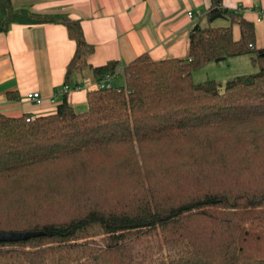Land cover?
<instances>
[{
  "label": "trees",
  "instance_id": "16d2710c",
  "mask_svg": "<svg viewBox=\"0 0 264 264\" xmlns=\"http://www.w3.org/2000/svg\"><path fill=\"white\" fill-rule=\"evenodd\" d=\"M207 16L229 24H197L185 58L137 56L124 85L88 91L85 109L64 93L32 121L0 113V231L40 232L1 242L0 264H264V48L250 47L254 23L222 0ZM49 21L76 43L64 81L75 87L93 51L80 21L0 0L1 30ZM241 54H254L257 72L194 82L209 61ZM119 65L91 67L93 77ZM55 168L70 185L48 191ZM82 169L123 184L104 192L107 203L87 196L66 213L63 191L76 190ZM98 230L104 237L88 240Z\"/></svg>",
  "mask_w": 264,
  "mask_h": 264
},
{
  "label": "crops",
  "instance_id": "0c3cea01",
  "mask_svg": "<svg viewBox=\"0 0 264 264\" xmlns=\"http://www.w3.org/2000/svg\"><path fill=\"white\" fill-rule=\"evenodd\" d=\"M11 3L32 14L67 15L79 20L85 40L93 47L87 59L90 68L110 60L118 61V68H122L143 53L154 60L185 58L192 29L200 21L213 23L207 16L211 0H11ZM222 5L254 23L253 47L264 48V0H222ZM189 11L194 12L193 17ZM233 34L235 39L240 37L238 24H234ZM75 50L76 43L62 22H15L6 31L0 29V113L36 117L55 112L64 97L65 74ZM118 76L111 79V85ZM87 80H96L92 69L76 71L70 79L80 85ZM34 91L42 95L41 103L27 99V94ZM67 98L79 109L87 107L86 90L70 92Z\"/></svg>",
  "mask_w": 264,
  "mask_h": 264
},
{
  "label": "rangeland",
  "instance_id": "374dc122",
  "mask_svg": "<svg viewBox=\"0 0 264 264\" xmlns=\"http://www.w3.org/2000/svg\"><path fill=\"white\" fill-rule=\"evenodd\" d=\"M200 24L202 26L207 25V23H204L202 21H200ZM228 24H229V21L223 18H219L212 23V25L214 26H226ZM252 55L251 54H241V55H236V56H229L225 60H221L219 62H216V60L209 61L203 67L193 72V75H192L193 80L194 82H203L207 79H216V80H220L221 82L225 83L229 78L234 77L236 75L255 73L257 72L258 68L252 62V59H251ZM89 69L91 68L88 66V63H87V65L83 67L82 71L84 70L86 72H89ZM122 69L123 67L122 68L117 67L116 70H118V72L116 71L115 74H113L112 79L116 77L117 75H119L122 72ZM111 81H109V84H112ZM124 83L125 81H124L123 75L118 76L113 81V84L115 86L124 85ZM69 87H70L69 91L64 92V93H70V92L77 91V90H86L87 92L91 91V90L86 89L85 87H81L79 89H75L72 85H69ZM73 105H75V107L78 108V105L76 104H73ZM32 117H34L35 119L37 116L35 117V116L28 115L27 118H32ZM55 169L57 170H53L54 174H52L53 172H51L50 174L56 175V176L52 178L50 177V182L44 185L45 187H47L48 191L51 190L53 187L59 189V187H68L70 185L68 183L63 182L64 176H65L63 175V173L66 172V170L65 169L58 170V168H55ZM103 174L106 177L103 176L102 174H99L98 176H93L91 173L87 172V170H84V169L81 170V174L79 176L80 178L75 180L76 190L74 192L71 190L63 191V192L69 191L68 194L66 195L67 200H64L63 202L60 201V203L64 206L63 208H65L64 210L66 211V213L67 211L71 209L74 210L75 206L79 205L78 202H80L87 196H90L91 198L98 200V202L100 203H103V202L107 203L106 202L107 198L104 192L106 190H111V189H114L115 191L116 186H118L116 185V183H119V184H123V183L120 180L115 179L114 181L113 179L109 178L106 170L103 171ZM105 178H107L108 181H102ZM99 183H104V186L103 187H101V185L99 186L98 185ZM93 184H97L98 186H93ZM103 237H104L103 232L98 230L94 234H92V236L88 240L94 239L96 241H99Z\"/></svg>",
  "mask_w": 264,
  "mask_h": 264
},
{
  "label": "built area",
  "instance_id": "2783aa9c",
  "mask_svg": "<svg viewBox=\"0 0 264 264\" xmlns=\"http://www.w3.org/2000/svg\"><path fill=\"white\" fill-rule=\"evenodd\" d=\"M188 14L190 17L194 16L193 11H189ZM250 47H253V45L250 44ZM116 71L118 72V70H116ZM112 77H113V75L106 74L102 79L94 80V81L87 80L81 85L80 84L76 85L74 88L79 89L81 87H85L88 90H97L100 88L111 86V84H109V81H111ZM69 88H70L69 85H66V84L63 85V92H68ZM27 99L34 101L36 103H41L43 98H42V95L38 91H34V92H30L27 94ZM33 119H34V117L27 118V121H30Z\"/></svg>",
  "mask_w": 264,
  "mask_h": 264
},
{
  "label": "water",
  "instance_id": "95a60500",
  "mask_svg": "<svg viewBox=\"0 0 264 264\" xmlns=\"http://www.w3.org/2000/svg\"><path fill=\"white\" fill-rule=\"evenodd\" d=\"M226 56L219 57L215 59L216 61H219L220 59H224ZM40 234V232H15V231H0V243L1 242H7V241H19L24 240L27 238H30L32 236H36Z\"/></svg>",
  "mask_w": 264,
  "mask_h": 264
}]
</instances>
